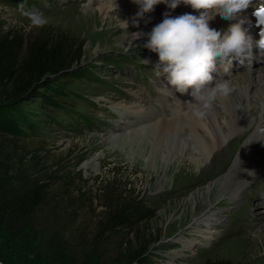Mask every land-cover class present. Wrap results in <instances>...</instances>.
<instances>
[{
    "label": "rangeland",
    "instance_id": "374dc122",
    "mask_svg": "<svg viewBox=\"0 0 264 264\" xmlns=\"http://www.w3.org/2000/svg\"><path fill=\"white\" fill-rule=\"evenodd\" d=\"M87 2L82 1L79 9H85ZM74 3L0 0V36L9 32L11 38L19 39L23 45L38 39L39 62L48 63L69 53L66 59L75 73L70 78L57 76L59 84L54 86L62 90L59 94L41 89L57 100V106H48L41 99L22 105L19 119L15 120V133L0 134L5 159L2 168L13 177L43 179L52 192H58L54 193L55 200L45 206L42 219L49 229L61 231L77 253L90 249L100 224L114 205L126 202L127 198L141 199L153 212L151 217L131 230L118 227L105 231L97 243L105 264H206L208 260L249 264L243 258L216 251L234 237L231 231L243 225V214L263 216L264 222V169L252 177L235 205L222 200L223 196L217 198L219 189H211L219 217L216 238L204 239L203 233L193 236L191 224L205 202H176L177 194L182 192L177 189L176 167H168L159 157L149 160L154 132L147 129L127 136L114 133L115 127L123 123L119 114L122 108H169L172 99L162 95L168 89L173 91L172 86L167 84V89L158 83L159 79L167 80L165 75L158 76L155 66L146 60L145 55L151 50L144 47L146 40L130 48L126 44L131 32L115 33L124 23L117 15L106 18L99 13L93 27L86 31L84 26L72 24L57 12ZM158 8L166 10L162 5ZM255 47L256 44L251 50ZM22 58L28 60V55ZM259 64L258 59L256 66ZM245 68H234L232 75L243 74ZM49 75L43 72L42 79ZM193 171L198 173L199 168L194 166ZM214 174L211 170L201 175L207 178ZM205 184L203 180L191 186L189 195ZM192 237L194 244L184 247L181 240ZM139 251L143 263L134 257ZM16 252L24 264H49L25 258L24 244Z\"/></svg>",
    "mask_w": 264,
    "mask_h": 264
},
{
    "label": "bare ground",
    "instance_id": "6f19581e",
    "mask_svg": "<svg viewBox=\"0 0 264 264\" xmlns=\"http://www.w3.org/2000/svg\"><path fill=\"white\" fill-rule=\"evenodd\" d=\"M71 1L76 3L57 12L65 15L72 24L84 26L86 31L93 27L94 17L99 13L104 14L106 18L117 15L124 23L115 33L126 34L135 30L145 33L150 31L163 18V16L158 18L155 14L163 15L168 12L169 15L176 16L192 11L191 5L183 2L175 8L161 2L154 6L153 11L141 18L135 16L139 5L134 3V0H86L88 2L83 10L79 9V6L84 0ZM261 2L264 0H252V4L244 10L252 21V12ZM159 5L166 10L159 9ZM133 18L139 19V25L132 23ZM125 20L128 21V25ZM210 23L227 27L231 21L216 13ZM253 24L255 25L254 21ZM251 31L258 39L259 31L256 30V26ZM147 39L146 35L135 39L129 38L126 45L133 48L134 44ZM145 58L153 66L159 62L158 53L152 50L146 53ZM243 59L245 63L240 64L239 57H232L231 72L234 68L246 67L241 75L231 74L232 92L214 100L203 115L194 114L187 104L189 99H193L190 89L181 93L171 85L172 91L166 86L168 82L159 79L158 83L169 90L162 95L167 100L172 99L169 108L162 110L146 109L142 106L132 110L122 108L119 114L123 123L116 126L114 132L116 136L140 134L147 129L154 132L155 138L150 140L149 160L159 157L168 167L170 165L176 167L177 189L182 190L177 194L179 196L176 202L188 204L204 200L205 207L191 224V234L199 236L203 233L202 236L207 240L216 238L215 224L219 218L216 216L215 199H212L211 189H219L217 198L223 196L222 200L235 205L252 177L264 169V48L256 45ZM258 59L261 62L259 67L256 66ZM217 63H220L219 58ZM207 159L210 161L205 162ZM194 166L199 168L198 173L193 171ZM211 170L215 171L214 175L207 178L201 175L202 172ZM203 180L205 186L189 195L190 187ZM226 190L229 191L225 194ZM242 224L231 231L230 234L234 237L226 241L216 253L243 258L244 262L249 264H264L263 216L249 217L245 213L242 215ZM181 241L184 247L189 248L195 240L192 237Z\"/></svg>",
    "mask_w": 264,
    "mask_h": 264
},
{
    "label": "trees",
    "instance_id": "16d2710c",
    "mask_svg": "<svg viewBox=\"0 0 264 264\" xmlns=\"http://www.w3.org/2000/svg\"><path fill=\"white\" fill-rule=\"evenodd\" d=\"M21 43L19 39L11 38L9 32L0 36L1 136L15 133V120L19 119L18 115L25 102L41 99L48 106H57V100L41 89L59 94L62 90L54 86L59 84L60 78L57 76H75L70 70V61L66 59L69 53L62 58L52 59L51 62L48 60V63L39 62L36 59L38 39L31 40L27 45ZM24 54L28 55V60L24 61ZM81 54L82 51L77 55ZM28 71L35 73L28 74ZM43 72L50 75L42 79ZM4 160L0 147V264H24L16 252L21 244L26 245L24 257L29 261L35 259L49 264H105L102 252L97 250V243L101 241L105 231H113L118 227L134 229L153 213L144 206L141 199L127 198L126 202L113 206L105 221L100 224L90 249L77 253L66 243L61 231L49 229L42 219L45 206L55 200L54 193L58 192H52V187L43 179L28 180L23 178L24 175L10 176L2 168ZM141 254V251L135 252L134 257L143 263ZM206 264L233 263L230 260H208Z\"/></svg>",
    "mask_w": 264,
    "mask_h": 264
},
{
    "label": "clouds",
    "instance_id": "9594fccd",
    "mask_svg": "<svg viewBox=\"0 0 264 264\" xmlns=\"http://www.w3.org/2000/svg\"><path fill=\"white\" fill-rule=\"evenodd\" d=\"M161 2L170 8L183 2L191 5L192 11L176 16L165 12L150 31H132L131 38L148 37L144 47L159 56L156 74L165 75L168 84L181 93L190 89L193 99L187 104L194 114L203 115L214 100L232 92V57H239L244 64L243 57L254 44L264 48V2L252 12L255 25L244 12L252 0H134L139 5L135 16L144 17ZM216 13L231 23L227 27L210 23ZM132 23L139 25L140 21L133 18ZM254 26L259 29L258 39L251 31Z\"/></svg>",
    "mask_w": 264,
    "mask_h": 264
},
{
    "label": "water",
    "instance_id": "95a60500",
    "mask_svg": "<svg viewBox=\"0 0 264 264\" xmlns=\"http://www.w3.org/2000/svg\"><path fill=\"white\" fill-rule=\"evenodd\" d=\"M256 30L259 31L258 27H256ZM258 33V32H257ZM258 35V34H257Z\"/></svg>",
    "mask_w": 264,
    "mask_h": 264
}]
</instances>
